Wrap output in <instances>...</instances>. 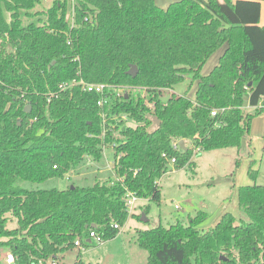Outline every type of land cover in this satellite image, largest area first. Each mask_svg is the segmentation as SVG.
I'll list each match as a JSON object with an SVG mask.
<instances>
[{"label":"trees","instance_id":"16d2710c","mask_svg":"<svg viewBox=\"0 0 264 264\" xmlns=\"http://www.w3.org/2000/svg\"><path fill=\"white\" fill-rule=\"evenodd\" d=\"M262 2L179 0L163 8L156 0H74L72 7L69 0H0V247L14 252L16 264L64 254L78 236L89 247L93 230L105 241L116 237L114 224L122 228L130 217L126 188L161 200L164 153L183 168L195 153L242 146L262 113L247 109V99L264 104ZM222 46L219 63L202 74ZM132 65L136 77L128 74ZM189 73L195 98L171 93ZM81 79L110 85L106 123L99 94L61 88ZM124 114L136 126L118 120ZM175 139L193 143L174 149ZM116 141L115 176L66 189L21 185L63 177L87 157L98 162L102 143ZM237 191L247 219L227 211L204 229L207 213L199 211L188 224L139 229L148 263L264 264V184Z\"/></svg>","mask_w":264,"mask_h":264},{"label":"rangeland","instance_id":"374dc122","mask_svg":"<svg viewBox=\"0 0 264 264\" xmlns=\"http://www.w3.org/2000/svg\"><path fill=\"white\" fill-rule=\"evenodd\" d=\"M174 1L179 0H156V3L166 8ZM45 2L49 6L53 1L49 3L48 0H45ZM73 2L74 0H69L70 7ZM224 49L225 46H222L211 56L202 69V74L206 75L219 63ZM196 87L197 82L189 73L186 74L183 82L174 85L173 90L169 91L194 99ZM141 93L145 94L144 91ZM248 101L249 99H247L245 107L250 109L247 107ZM250 110L255 112L254 109ZM263 112L253 119L251 133L242 139L243 143L240 148L225 147L224 149L195 153L192 157L194 163L183 168H177L169 163L168 172L163 174V177L158 181L162 193L159 202L151 198H140L131 210L130 217L122 228V234H118L103 244L93 242L91 246L89 245L86 250L81 252L77 247H74L64 254L65 263L149 264L147 250L142 249L136 243V226L142 229L155 228L160 224L168 226L171 224L168 222H175L177 217L188 221L189 215H195L200 210L207 213L206 218L199 224L204 229H210L227 211L233 212L239 221L247 219L246 214L239 208L237 190L243 185L264 184ZM118 120H122L127 125L136 126L131 118L123 117L122 119L121 117ZM149 129L153 130L155 126L150 125ZM116 136L119 137L118 134ZM186 142L185 146L193 143L190 140ZM113 153V150L109 148L98 162L93 161L88 164L85 160L77 169L63 177L50 178L41 183L24 181L21 185L32 190L66 189L75 185L92 186L97 180H106L108 176H115ZM250 171H255L258 174L256 180ZM176 204L179 205V208H175ZM143 213H146L148 221H142ZM9 225L15 227L17 222L13 220V222H9ZM9 249L1 246L0 252L4 253Z\"/></svg>","mask_w":264,"mask_h":264},{"label":"built area","instance_id":"2783aa9c","mask_svg":"<svg viewBox=\"0 0 264 264\" xmlns=\"http://www.w3.org/2000/svg\"><path fill=\"white\" fill-rule=\"evenodd\" d=\"M75 85H81L85 91H87V92L90 91V92H93V93L100 95V98L98 101V106L100 107V110H101V117H102L104 123H106L108 120V112L105 110V107L111 98V94H109L110 85L109 84H103V83H87L84 79H81V80H72L71 83H67V82L63 83V84H61V88L63 90H67V89L72 88V86H75ZM119 95H121V94L119 93ZM247 107L250 109H254V110H256L258 108H262L263 109L262 111H264V104H263L262 100L258 103V106H253L251 104H248ZM218 112L219 111L216 109L213 110L212 116H216L218 114ZM123 117H128V115L124 114L122 116V119H123ZM114 119H117V116H114ZM104 128L105 129H104V133H103V139L105 140L107 129L109 130L110 126H108V128H107V126L104 125ZM110 130H112V129H110ZM117 143H118L117 141L113 142V143H111V142L102 143V145H103L102 155L105 154L107 149L111 148L114 152L113 157H112L113 162H115L114 160H116V161L119 160V158L121 157V155H118L116 157V154H115V150L118 146ZM172 143H173L174 149L182 148L180 145V140L175 139V141H173ZM163 156L165 158H167V160H169V163H171L173 165L175 164V162H176L175 158L170 159V158H168V156L165 153L163 154ZM86 160H87L88 164L93 163L92 158L87 157ZM118 179L123 180L122 178H118ZM125 194H126L125 195V201H126L127 209L131 214V210L133 209L134 205L138 202V200L140 198H139V196H137V194H135L134 192L130 191L127 188H126ZM175 208H179V205L176 204ZM114 227L120 228L122 230V228L117 223L114 224ZM89 242L90 243L94 242L96 244H103L105 242V239H104L102 234L98 233V231H96V230H93L90 232ZM74 246H75V248L77 247L80 251L87 249V246H85V244L83 243V239L81 236H78L76 238V240L74 242ZM63 258H64V255H62L60 253L58 256H50L48 258L39 259L34 264H67V263H65ZM16 263H17V257L15 256V254L12 250L9 249V251H6V252L0 254V264H16Z\"/></svg>","mask_w":264,"mask_h":264},{"label":"water","instance_id":"95a60500","mask_svg":"<svg viewBox=\"0 0 264 264\" xmlns=\"http://www.w3.org/2000/svg\"><path fill=\"white\" fill-rule=\"evenodd\" d=\"M137 73H138V67H137L136 65H132L131 68L128 70V74L131 75V76L136 77ZM169 98H170L169 96H165V97L162 98V100H163L164 102H166V101L169 100ZM25 110H26L27 112H30V111H31V104H29V105L26 107ZM180 145H181L182 148H185V142H184L183 140H180ZM143 220H145V221H148V220H149V219L147 218V216H146V213H143L142 221H143ZM221 258L223 259L224 257H221Z\"/></svg>","mask_w":264,"mask_h":264},{"label":"crops","instance_id":"0c3cea01","mask_svg":"<svg viewBox=\"0 0 264 264\" xmlns=\"http://www.w3.org/2000/svg\"><path fill=\"white\" fill-rule=\"evenodd\" d=\"M50 1H53V0H48V2L50 3ZM261 6H262V12H261V20H260V22H261V25H264V2H262V4H261ZM199 211V210H198ZM200 211H203V210H200ZM205 212V211H204ZM196 215V214H195ZM195 215H189L188 216V221H185L183 218H179V217H177V219L175 220V222H168V223H171V224H174V223H176L178 220H180L182 223H184V224H188L189 222H190V218L191 217H193V216H195ZM171 224H169V225H171ZM123 228V227H122ZM136 228V233H137V231L139 230V229H141V230H143V229H145V228H139L138 226H136L135 227ZM122 230H121V232L119 233V234H122ZM92 244V243H91ZM66 253V252H65ZM64 253V254H65ZM63 254V255H64Z\"/></svg>","mask_w":264,"mask_h":264}]
</instances>
